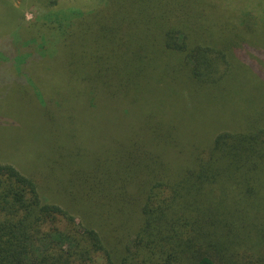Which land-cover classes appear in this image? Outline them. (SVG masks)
Returning <instances> with one entry per match:
<instances>
[{"label":"trees","instance_id":"obj_1","mask_svg":"<svg viewBox=\"0 0 264 264\" xmlns=\"http://www.w3.org/2000/svg\"><path fill=\"white\" fill-rule=\"evenodd\" d=\"M55 1L39 0L49 38L26 60L17 56L16 39L0 40V66L32 99L29 87L38 91L39 84L28 66L45 56L56 29H69L62 40L76 30L106 43L98 60L108 64L115 56L107 66L122 70L121 86L169 60L191 81L230 92L231 100L247 93L262 102L243 96L233 118L225 114L197 136L177 164L160 157L142 164L146 181L133 184L106 164L68 177L64 207L35 179L0 162V264H264V58L246 53L254 41L264 43V31L251 10L238 18L229 7L255 0H98L86 12L59 13L49 11ZM88 105L94 107L92 97ZM126 158L137 165L132 154ZM126 209L137 219L114 222Z\"/></svg>","mask_w":264,"mask_h":264},{"label":"rangeland","instance_id":"obj_2","mask_svg":"<svg viewBox=\"0 0 264 264\" xmlns=\"http://www.w3.org/2000/svg\"><path fill=\"white\" fill-rule=\"evenodd\" d=\"M97 1L57 0L49 11L75 8L86 12L91 8L85 6ZM38 3L0 0V40L16 39L21 53L17 56L24 60L25 53L37 52L41 40L49 38L51 23L41 19L44 9ZM229 7L238 10V18L251 10L264 31V0L235 1ZM64 20L62 17L59 22ZM68 32L56 29L45 56L34 58L28 66L36 71L39 84L38 91L29 87L33 99L26 87L10 82L7 75L11 71L4 72L6 68L0 66L5 81L0 83V162L35 179L40 192L62 207L68 205L62 191L68 177L106 164L112 170H123L133 184L146 181L141 179L142 164L157 157L168 165L177 164V159L189 155L197 136L226 119L225 114L233 118L232 107L244 106L243 96L254 104L262 102L247 93L231 100L230 92L223 94L191 81L184 69L174 67L169 60L159 70L147 69L144 78L121 86L118 75L122 70L107 66L116 63L115 56H110L108 64L98 60L107 54L106 43L79 37L76 30L75 37L62 40ZM253 44L246 53L260 62L264 58L263 40ZM18 90L21 96L10 94ZM91 97L93 108L88 105ZM122 108L128 110L125 116H120ZM136 140L140 142L134 143ZM128 153L137 165L126 162ZM137 216L134 209H126L113 220L128 226Z\"/></svg>","mask_w":264,"mask_h":264}]
</instances>
